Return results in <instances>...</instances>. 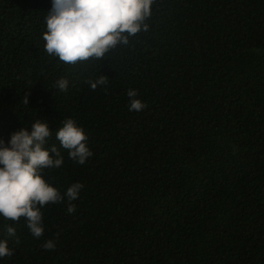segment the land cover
<instances>
[{
	"label": "trees",
	"instance_id": "trees-1",
	"mask_svg": "<svg viewBox=\"0 0 264 264\" xmlns=\"http://www.w3.org/2000/svg\"><path fill=\"white\" fill-rule=\"evenodd\" d=\"M51 7L0 0V139L46 119L64 159L46 181L84 188L74 213L42 209L39 239L0 217V264H264V0H154L147 31L75 65L44 51ZM66 118L88 136L84 165L55 137Z\"/></svg>",
	"mask_w": 264,
	"mask_h": 264
},
{
	"label": "clouds",
	"instance_id": "clouds-1",
	"mask_svg": "<svg viewBox=\"0 0 264 264\" xmlns=\"http://www.w3.org/2000/svg\"><path fill=\"white\" fill-rule=\"evenodd\" d=\"M52 7L44 23L42 34L44 51L59 61L75 65L78 62L102 60L118 45H127L129 37L147 31L146 21L152 15L154 0H51ZM95 90L104 85V76L88 81ZM65 78L56 81L60 91H67ZM128 110L142 111L146 104L138 99V90L129 89ZM28 104L27 98L24 101ZM52 129L46 119L37 118L29 126L10 134L7 142L0 139V217L18 222L22 217L33 237L43 236L46 205L67 200V212L76 211L74 201L80 198L84 185L72 183L61 193L45 179V170L58 169L64 159L55 146L49 148ZM60 147L68 152L75 163L84 165L93 152L88 146L84 128L72 118L62 121L55 129ZM7 235L14 237V226L7 227ZM42 247L54 250L56 242L46 240ZM13 250L7 239H0V259L11 257Z\"/></svg>",
	"mask_w": 264,
	"mask_h": 264
}]
</instances>
